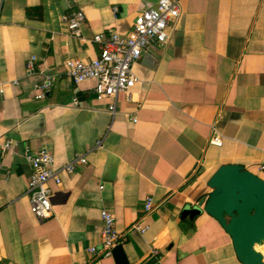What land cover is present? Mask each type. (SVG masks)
I'll return each mask as SVG.
<instances>
[{"label":"crops","instance_id":"obj_1","mask_svg":"<svg viewBox=\"0 0 264 264\" xmlns=\"http://www.w3.org/2000/svg\"><path fill=\"white\" fill-rule=\"evenodd\" d=\"M159 1L0 0V264H116L89 252L100 251L103 210L127 236L128 264H242L204 207L221 166L264 179V0H178L168 44L134 64L138 83L131 100L118 96L116 115L111 100L96 98L95 81L66 74L68 61L99 56L95 35H128ZM78 10L85 40L61 22ZM48 79L46 98L36 99L35 85ZM214 133L222 146L210 145ZM7 141L16 146L4 151ZM43 148L57 170L76 155L88 165L48 183L53 216L39 221L26 151ZM192 209L201 212L183 214Z\"/></svg>","mask_w":264,"mask_h":264},{"label":"built area","instance_id":"obj_2","mask_svg":"<svg viewBox=\"0 0 264 264\" xmlns=\"http://www.w3.org/2000/svg\"><path fill=\"white\" fill-rule=\"evenodd\" d=\"M180 15L181 6L178 0H160L154 8L138 15L134 28L128 35H121L117 31L95 35L92 41L101 46L99 56L91 61L78 59L68 61L66 63L67 76L76 84L95 81L94 94L96 98L111 100L109 110L112 115H116L118 96L124 94L128 100H131L132 91L138 83V78L133 70L134 64L144 55L150 57L152 52L168 44L170 40L168 31L176 27ZM61 22L69 36L85 40L82 30L86 23V16L82 11L64 14L61 17ZM36 59L33 57L28 63L29 70L33 68ZM51 87L52 81L49 79L42 84L35 85L38 93L36 99L44 100ZM0 92H3L1 82ZM101 145L102 141H99L97 147L99 148ZM210 145L222 146V139L218 133H214L210 139ZM15 146V143L7 141L3 149L9 151ZM26 159L32 168L26 193L30 200V212L39 221L48 220L53 216L52 190L48 183L54 180L60 184V173H74L80 167L88 165V157L87 155H76L73 160L59 170L54 168V156L45 148L37 153L27 150ZM261 171L264 172V166H261ZM153 210V199L148 197L144 206L145 215H149ZM101 215L103 227L100 251L90 248L89 252L97 255L96 258L100 256L107 258L113 256V251L118 246L124 245L127 236L120 234L116 229L113 213L103 210ZM133 229L144 233L147 227L136 224Z\"/></svg>","mask_w":264,"mask_h":264},{"label":"water","instance_id":"obj_3","mask_svg":"<svg viewBox=\"0 0 264 264\" xmlns=\"http://www.w3.org/2000/svg\"><path fill=\"white\" fill-rule=\"evenodd\" d=\"M213 190L204 212L231 237L242 264H264V179L239 165L221 166L208 183ZM199 209L183 214L198 215ZM116 264H128L123 246L113 251Z\"/></svg>","mask_w":264,"mask_h":264},{"label":"bare ground","instance_id":"obj_4","mask_svg":"<svg viewBox=\"0 0 264 264\" xmlns=\"http://www.w3.org/2000/svg\"><path fill=\"white\" fill-rule=\"evenodd\" d=\"M258 250H260V251L264 252V251L262 250V248H261V247H259V246H258Z\"/></svg>","mask_w":264,"mask_h":264}]
</instances>
